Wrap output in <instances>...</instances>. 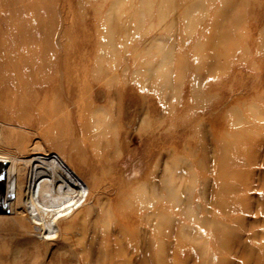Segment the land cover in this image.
Instances as JSON below:
<instances>
[{
    "label": "rangeland",
    "instance_id": "rangeland-1",
    "mask_svg": "<svg viewBox=\"0 0 264 264\" xmlns=\"http://www.w3.org/2000/svg\"><path fill=\"white\" fill-rule=\"evenodd\" d=\"M7 159L48 264L264 262V0H0Z\"/></svg>",
    "mask_w": 264,
    "mask_h": 264
},
{
    "label": "bare ground",
    "instance_id": "bare-ground-1",
    "mask_svg": "<svg viewBox=\"0 0 264 264\" xmlns=\"http://www.w3.org/2000/svg\"><path fill=\"white\" fill-rule=\"evenodd\" d=\"M43 97L45 98V96ZM16 117L18 116L16 115ZM106 145L103 144L102 146L105 147ZM26 148L27 145L23 144V142H20L19 144H17L16 147L17 150H15V152L17 153L16 154L14 153V155L12 156L14 158L19 157L18 154L23 150H25ZM5 162L7 163V167L6 170L4 171V175L7 176L8 180L11 183H13L16 180L20 179L21 174L24 172V169L21 168L20 164L16 161V159L15 160L7 159L4 162H0V175H2L3 173L1 165ZM103 166L104 165L101 164V168H100L103 174L104 173H107L109 175L112 174L111 170H107ZM110 178L112 179V177ZM102 191L104 190L102 189ZM84 195L86 196V193L83 194V196ZM28 204L30 203L28 202ZM53 205L54 204H50L47 206L39 205L38 207H35L39 211L40 215L38 214L39 217H36L38 215L33 216L32 214L31 215L32 220H31L28 218V214L25 208L26 205H23L19 201L13 203L10 200H3V199L0 200V264H48V262L43 261V257L47 251V246L45 241L46 238H48L54 233L59 235L58 238L60 240L58 242V245L56 244L57 245L55 246L56 249L51 254V256L56 257L62 263L64 262L62 249L64 247L63 238H64L65 228L67 227L69 229H72L74 227L70 223H68L69 224L68 226L65 225L60 227V223L62 219L59 217V215L53 213V211H55ZM45 206L48 207V209H45L46 208ZM31 208L33 209V207L28 205V209H30V212H31ZM64 208L65 206L62 204V209ZM15 227L19 230L18 236L15 234ZM34 227H37L38 230H35ZM76 230H77V226H76ZM1 235H7L8 240H6L5 242L3 240L2 242ZM260 264H264V262H261Z\"/></svg>",
    "mask_w": 264,
    "mask_h": 264
}]
</instances>
